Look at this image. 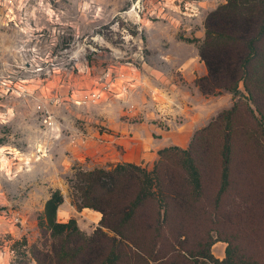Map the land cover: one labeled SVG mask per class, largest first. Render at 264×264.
Returning a JSON list of instances; mask_svg holds the SVG:
<instances>
[{"label":"rangeland","instance_id":"1","mask_svg":"<svg viewBox=\"0 0 264 264\" xmlns=\"http://www.w3.org/2000/svg\"><path fill=\"white\" fill-rule=\"evenodd\" d=\"M226 3L0 0V264H36L32 248L50 250L38 217L55 190L64 196L59 222L75 219L87 235L99 228L114 235L101 226V212L78 208L80 194L70 183L77 171L124 163L153 171L158 149L190 145L203 170L202 197L190 194L189 206L176 208L177 221L163 230L168 243L147 249L163 256L173 248L176 264H201L211 239L231 237L264 262V139L248 111L237 125L257 128L256 135H235L231 189L214 206L224 144L219 115L240 102L260 119L242 84L237 94L200 91L199 103L209 107L203 119L215 122L209 131L201 132L208 123L188 140L177 129L190 117L193 91L184 88V76L204 77L206 17ZM179 158L170 154L163 166L181 173ZM226 247L217 241L211 255L223 260Z\"/></svg>","mask_w":264,"mask_h":264},{"label":"trees","instance_id":"2","mask_svg":"<svg viewBox=\"0 0 264 264\" xmlns=\"http://www.w3.org/2000/svg\"><path fill=\"white\" fill-rule=\"evenodd\" d=\"M204 25L205 39L199 54L207 68V75L196 80L199 90L204 95H216L223 90L237 94L242 84L260 116V119L257 118L248 106L237 102L216 121V125L219 120L222 122L224 130L220 187L214 205L218 208L232 185L235 135L245 133L255 136L257 128L253 127L257 125L264 139V0H227L226 4L206 17ZM244 111L250 113L253 124L248 131L237 125ZM214 125L215 122L209 123L201 132L209 131ZM193 151L191 145L187 150L178 147L160 149V160L153 171L131 163L117 164L111 170L77 171L70 183L80 194L78 208L101 212V226L114 235L110 237L100 228L87 235L75 219L59 222L57 216L64 196L55 190L38 217L43 236L52 244L50 250L32 248L34 262L151 264L160 261L158 264H176L178 253L173 248L167 255L154 256L153 250L147 247H164L168 241L162 233L177 221L173 216L176 208H187L190 194L198 199L202 197L203 170L196 159L197 153ZM170 154L180 157L178 168L181 173L163 166L164 159ZM184 181L187 184L181 187L180 183ZM217 241L227 243L225 258L221 261L210 252ZM199 256L203 259L201 264H264L246 254L231 237L211 239Z\"/></svg>","mask_w":264,"mask_h":264},{"label":"crops","instance_id":"3","mask_svg":"<svg viewBox=\"0 0 264 264\" xmlns=\"http://www.w3.org/2000/svg\"><path fill=\"white\" fill-rule=\"evenodd\" d=\"M192 69H193V67H192ZM184 74H187V73H184ZM192 74H193V76L191 75V73L188 74L187 77H186V75L184 76L186 78V81H185L186 83H185L184 88L186 90L188 88V90H189L192 86V91H193V92H190L188 94L189 98H187V101L189 103H191V106H188V108H187L188 109L187 111H190V113H188L189 115H187V116H190V117H189V119H184V122H186L187 125H185L184 127H181V129L179 127L177 128L182 133L184 139L186 138L188 140L190 139V136L193 135L195 130H197L198 128H201V127L205 126V124L209 123V120L206 122V121H204L205 119H203L204 116L208 114L209 107L207 104L205 105L204 102L199 103L200 102L199 96H201L200 95L201 92L195 83V80L197 77L194 74V72H192ZM206 74H207V70L205 68V69H203V74L201 76H205ZM203 98H204V95H203ZM161 148H163V146H161ZM159 150L160 149H158V151ZM94 219L98 220L99 217L95 216Z\"/></svg>","mask_w":264,"mask_h":264},{"label":"bare ground","instance_id":"4","mask_svg":"<svg viewBox=\"0 0 264 264\" xmlns=\"http://www.w3.org/2000/svg\"><path fill=\"white\" fill-rule=\"evenodd\" d=\"M136 7H134L128 14L132 17H138L137 12L135 11ZM79 53V51L75 52L74 54L77 56V54Z\"/></svg>","mask_w":264,"mask_h":264},{"label":"built area","instance_id":"5","mask_svg":"<svg viewBox=\"0 0 264 264\" xmlns=\"http://www.w3.org/2000/svg\"><path fill=\"white\" fill-rule=\"evenodd\" d=\"M11 89L13 90V88L9 87V88H7V91L9 92Z\"/></svg>","mask_w":264,"mask_h":264}]
</instances>
